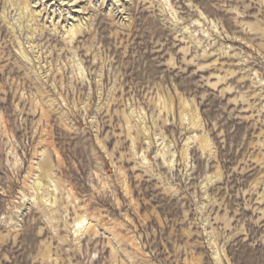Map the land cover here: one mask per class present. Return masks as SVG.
Listing matches in <instances>:
<instances>
[{
    "label": "rangeland",
    "instance_id": "374dc122",
    "mask_svg": "<svg viewBox=\"0 0 264 264\" xmlns=\"http://www.w3.org/2000/svg\"><path fill=\"white\" fill-rule=\"evenodd\" d=\"M0 264H264V0H0Z\"/></svg>",
    "mask_w": 264,
    "mask_h": 264
}]
</instances>
